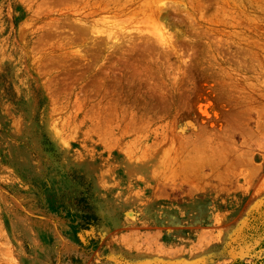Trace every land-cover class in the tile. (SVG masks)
<instances>
[{"label":"rangeland","instance_id":"1","mask_svg":"<svg viewBox=\"0 0 264 264\" xmlns=\"http://www.w3.org/2000/svg\"><path fill=\"white\" fill-rule=\"evenodd\" d=\"M0 264H264V0H0Z\"/></svg>","mask_w":264,"mask_h":264}]
</instances>
